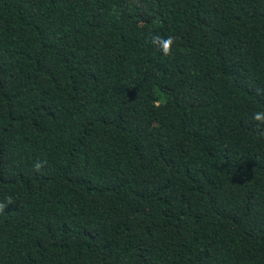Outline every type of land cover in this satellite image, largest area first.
<instances>
[{
	"label": "trees",
	"instance_id": "1",
	"mask_svg": "<svg viewBox=\"0 0 264 264\" xmlns=\"http://www.w3.org/2000/svg\"><path fill=\"white\" fill-rule=\"evenodd\" d=\"M258 111L264 0H0V264H264Z\"/></svg>",
	"mask_w": 264,
	"mask_h": 264
},
{
	"label": "clouds",
	"instance_id": "2",
	"mask_svg": "<svg viewBox=\"0 0 264 264\" xmlns=\"http://www.w3.org/2000/svg\"><path fill=\"white\" fill-rule=\"evenodd\" d=\"M151 43L153 46L157 47L164 56H171L173 54V46L176 44V37L172 35L162 36L159 34H153L151 37ZM156 107H159V102H155ZM252 120L256 122L257 134L264 136V111H258L253 113ZM46 162L37 161L33 167L35 171L39 172L42 168L45 167ZM14 203L11 196L7 197L6 202H0V213H3L4 210Z\"/></svg>",
	"mask_w": 264,
	"mask_h": 264
}]
</instances>
